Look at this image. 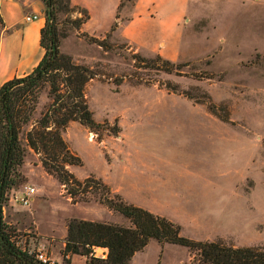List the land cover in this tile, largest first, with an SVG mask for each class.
I'll return each mask as SVG.
<instances>
[{"label": "rangeland", "instance_id": "1", "mask_svg": "<svg viewBox=\"0 0 264 264\" xmlns=\"http://www.w3.org/2000/svg\"><path fill=\"white\" fill-rule=\"evenodd\" d=\"M199 2L180 52L162 55L175 62L171 72L152 68L157 53L137 51L116 29L100 38L111 46L105 51L74 27V12L57 13L60 51L98 74L84 93L96 122H108L90 131L72 121L63 130L83 161L69 169L102 178L129 203L180 224L184 236L264 249V1ZM49 102L42 91L35 118ZM18 171L2 221L21 250L62 264L70 218L131 225L94 193L72 203L33 151ZM25 186L35 193L24 207L11 197ZM193 256L150 239L132 262L194 264Z\"/></svg>", "mask_w": 264, "mask_h": 264}, {"label": "trees", "instance_id": "2", "mask_svg": "<svg viewBox=\"0 0 264 264\" xmlns=\"http://www.w3.org/2000/svg\"><path fill=\"white\" fill-rule=\"evenodd\" d=\"M42 1L45 5V23L40 30L43 55L30 72L8 79L0 86V264H45L10 241L2 221L5 194L21 176L18 169L29 151L37 154L44 171L63 185L72 203L87 201V193H94L100 203L124 216L131 224L70 218L61 251L62 264H70L73 254L85 256V264H130L134 253L143 249L150 239L162 245L171 243L189 248L194 252V264H264L261 247L232 246L221 240H196L184 236L180 224L129 203L102 178L89 174L80 179L69 169V166L82 165L83 161L65 141L63 130L72 121L90 131L100 125L107 126L108 122H96L84 93L87 82L98 74L91 67L75 62L59 48L57 13L79 12L73 20L74 27L79 28L89 17L87 11L72 6L70 0ZM122 3L123 0L120 7ZM116 27L117 22H114L106 36ZM82 34L105 51L111 49L105 38ZM147 61L153 63L152 68L166 72H171L175 66V62L158 53ZM120 83V80L114 83L115 91ZM42 91H46L50 102L35 118ZM95 246L107 248L106 259L90 256Z\"/></svg>", "mask_w": 264, "mask_h": 264}, {"label": "crops", "instance_id": "3", "mask_svg": "<svg viewBox=\"0 0 264 264\" xmlns=\"http://www.w3.org/2000/svg\"><path fill=\"white\" fill-rule=\"evenodd\" d=\"M121 1L70 0L72 6L85 9L89 15L78 30L101 38L117 22L119 35L137 51L164 56L180 52L187 27L185 21L191 20L200 3L199 0H134L120 9ZM44 9L42 0H0V86L8 79L30 72L43 55L40 30L45 23ZM74 13V16L80 14ZM26 15L38 17L26 21ZM76 257L82 264L86 263L85 256L73 254L70 264H74Z\"/></svg>", "mask_w": 264, "mask_h": 264}, {"label": "built area", "instance_id": "4", "mask_svg": "<svg viewBox=\"0 0 264 264\" xmlns=\"http://www.w3.org/2000/svg\"><path fill=\"white\" fill-rule=\"evenodd\" d=\"M37 15H26L24 18L26 21L37 19ZM35 193V188L32 186H25L23 190L18 191V193L11 197L14 202H19L21 206H28L31 202V198ZM4 211V206L1 207ZM25 251V250H24ZM29 253V252H28ZM108 250L106 247H99L95 246L92 247V251L90 252V256L99 258V259H106ZM34 256L36 259L40 260L41 262L45 264H56L54 260H52L50 257H48L45 253L42 251H38L34 253Z\"/></svg>", "mask_w": 264, "mask_h": 264}]
</instances>
